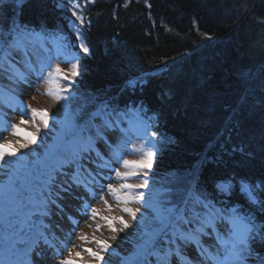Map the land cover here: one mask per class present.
Returning <instances> with one entry per match:
<instances>
[{
	"label": "snow or ice",
	"instance_id": "6c2138e0",
	"mask_svg": "<svg viewBox=\"0 0 264 264\" xmlns=\"http://www.w3.org/2000/svg\"><path fill=\"white\" fill-rule=\"evenodd\" d=\"M95 2L66 0L61 5L71 14L74 34L73 43L63 44L65 61L71 64L67 73L59 63L34 67L28 44L42 37L12 21L6 32H0V81L7 79L13 88L31 85L33 77L38 82L46 71L49 80L55 75L69 82L55 94L58 102L68 101L63 93L71 92L74 78L82 72L81 60L90 55L83 28L91 21L83 12ZM17 3L22 5L23 0ZM5 5L6 0H0V11ZM140 83L129 81L128 86L135 90ZM124 103L120 109L111 100H102L92 111L82 109V123L72 120L42 156L27 162L9 163L21 149L37 143L40 125L24 142L0 137V169L6 177L0 183L4 264H46L49 259L51 264H112L113 255L119 254L110 241L120 233H126L125 241L135 237L120 264H248L250 259L264 264V256L254 248L264 245V177L256 182L217 172L210 194L197 169L182 187L150 188L149 172L164 138L153 130L156 117L143 103ZM19 115L20 123L11 125L13 136L28 123L25 116L35 121L39 115L43 128L49 127L46 110L31 109V115L24 110ZM125 121L127 129L121 127ZM133 129L142 141L138 160L126 158L137 150L128 147ZM141 189L148 190L147 199ZM68 197L80 201L76 215L65 212ZM130 228L132 232L127 231Z\"/></svg>",
	"mask_w": 264,
	"mask_h": 264
},
{
	"label": "trees",
	"instance_id": "16d2710c",
	"mask_svg": "<svg viewBox=\"0 0 264 264\" xmlns=\"http://www.w3.org/2000/svg\"><path fill=\"white\" fill-rule=\"evenodd\" d=\"M63 3L6 0L0 32L15 21L49 40L54 34L60 54L51 53L53 66L59 63L67 73L71 64L62 59L63 44L73 43L74 34ZM83 14L91 21L83 28L90 55L81 60L71 93H63L68 101H59L67 126L72 120L82 123L81 110L92 111L102 100L120 103V109L125 101L143 103L156 117L153 130L164 138L149 172L150 188L182 187L197 169L210 194L217 172L260 182L264 0H96ZM32 42L38 49L39 40ZM137 80L135 90L128 86ZM46 81L56 93L69 83L55 75ZM137 142L128 159L143 155L142 141ZM254 248L264 256V245Z\"/></svg>",
	"mask_w": 264,
	"mask_h": 264
},
{
	"label": "rangeland",
	"instance_id": "374dc122",
	"mask_svg": "<svg viewBox=\"0 0 264 264\" xmlns=\"http://www.w3.org/2000/svg\"><path fill=\"white\" fill-rule=\"evenodd\" d=\"M39 62V68L45 69L49 64H52L50 56H44ZM0 82H6L7 84L6 86L0 85V122L5 128L9 129L10 133L11 125L20 123L19 114L21 111L27 110L29 115H31V109H37L38 112L47 111L48 129L43 128L39 115L36 116L35 121L29 120V117L25 116L24 118L28 120V123L20 125V134L18 136L11 134L14 138L20 137L21 142H24L29 138V133H35V126L40 125L41 132L36 137L37 143L30 147H39L38 156H42L47 151V148L53 145L61 130L66 128L61 121L63 109L55 99L53 88L43 84L41 79L37 82L35 77L32 78L31 85L25 84L16 88H13L7 79H3ZM26 105L29 106L27 109H25ZM8 131H5V136H9Z\"/></svg>",
	"mask_w": 264,
	"mask_h": 264
},
{
	"label": "bare ground",
	"instance_id": "6f19581e",
	"mask_svg": "<svg viewBox=\"0 0 264 264\" xmlns=\"http://www.w3.org/2000/svg\"><path fill=\"white\" fill-rule=\"evenodd\" d=\"M207 64V63H206ZM199 66V65H198ZM197 69V68H196ZM4 127L3 124L0 122V137H3L4 139H7L9 141H16L18 139L13 138L11 135L9 137H5V134L3 131ZM217 139V138H216ZM215 139V140H216ZM214 141V140H213ZM0 142H3L0 140ZM40 151L39 147H30L28 150H24L21 149L19 151V155L18 157H13L11 158V160L9 161V163L11 164V162L13 160H20V161H24L27 162L29 160H34L37 156H38V152ZM5 170L0 169V183H3L4 180L6 179L5 175H4ZM112 201L110 200V203ZM64 205H66L65 207V212L71 214V215H76L75 209L79 206L80 201L79 200H73L72 198L68 197L65 199V201L63 202ZM115 214H120L119 210L116 209V213ZM127 218V217H126ZM83 219V218H80ZM54 221H57L58 218L57 217H53ZM134 224V222H132ZM65 227H67V221L64 222ZM85 232L90 231L88 228H84ZM128 232H132V229H128ZM126 233H120L119 237L116 240L110 241V243L112 244V248L115 250L116 253H118L119 255H113L112 257V264H120V257L127 254L129 249L131 248V244L130 241H132L135 237L134 235H130L128 236V240L125 241L123 240V237L125 236ZM105 235H110V233L105 232ZM2 250V251H1ZM0 250V255H3V248ZM112 251V250H110ZM194 255V253H193ZM6 258V256H5ZM107 259V257H106ZM0 264H2V262L0 261Z\"/></svg>",
	"mask_w": 264,
	"mask_h": 264
}]
</instances>
